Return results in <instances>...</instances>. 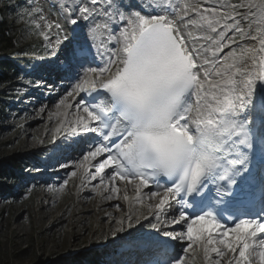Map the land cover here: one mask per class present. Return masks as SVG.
Segmentation results:
<instances>
[{"label":"snow or ice","instance_id":"obj_1","mask_svg":"<svg viewBox=\"0 0 264 264\" xmlns=\"http://www.w3.org/2000/svg\"><path fill=\"white\" fill-rule=\"evenodd\" d=\"M228 8L231 12L202 10L191 0L178 4L173 0H140L138 4L131 0L127 4L124 0H80L65 16L68 24L76 26L69 30L72 34L57 39L66 71L83 66L91 51L89 41H95L101 29L107 32L102 44H116L106 49V67L87 70L98 79L103 99L91 108L83 107L86 119H80L78 130L98 133L114 146V152L102 144L84 156L88 161L108 153L90 179L99 175L104 185L105 169L111 168L107 190L118 195L117 181L134 184L136 202L143 206L142 189L149 188L151 181H156L159 189V178H167L171 186L164 187L162 194L159 190L148 194V199L159 197L154 213L158 220L165 206L171 207L170 200L178 196L185 208L199 206L191 215L178 210L179 219H173L172 224L183 222L186 229L181 232L151 224L154 234L142 237L141 242L157 249L154 264H185L183 255L168 254L161 236L187 241L185 253L198 245L205 264H264V0H249L247 5L238 0ZM244 8L247 12L238 10ZM253 8L259 15L252 13ZM40 11L37 9L36 15L44 21ZM190 12L198 19L188 18ZM101 15L104 23L95 24L90 35L79 38L76 28L80 22L95 21ZM116 17L123 24L118 35L110 28ZM246 19L248 31L241 26ZM221 20H231L222 28L239 35L247 46L235 38L225 44L224 32H218L217 27ZM205 25L219 39L196 37L210 42L197 48L188 41L191 33L186 30ZM35 27L48 30L40 33L46 41L53 27L62 30L59 23L51 22ZM231 44L239 51L230 49L218 59ZM91 83L96 91L95 80ZM75 90L85 91L79 83ZM113 137H118V142ZM257 153L261 167L254 172ZM213 196L218 198L215 205L251 206L245 213L248 218L237 217L234 227L225 228L209 207ZM123 199L129 200L128 195ZM134 219L144 226L138 215L129 213L117 221L121 225L118 231H125V220L127 228L134 229Z\"/></svg>","mask_w":264,"mask_h":264},{"label":"rangeland","instance_id":"obj_2","mask_svg":"<svg viewBox=\"0 0 264 264\" xmlns=\"http://www.w3.org/2000/svg\"><path fill=\"white\" fill-rule=\"evenodd\" d=\"M208 1H217L221 5L227 2H230V5L237 4L238 2V0H235L236 3H232L233 0ZM239 3H244V0H239ZM9 5L3 6L0 2V7H5L6 9L4 12L5 14L0 15V21L5 20L9 25L17 27L19 43H27L30 41L41 42L42 52L33 56V60L40 61L42 60L40 58L50 59L59 54L57 61L50 60L51 62H58L60 65L64 66L63 63L59 62V59H61V47L57 44V39H63L65 35L62 27V30L53 27V29L49 32L50 40L48 41L44 40L43 36L40 34L41 31L48 30L43 27H35L37 23L43 25L44 23L51 22L53 25H55L58 23L55 16L46 10L42 3H36L31 9H26L23 6H16L13 9V6L11 5L12 7H9ZM223 5V9L217 11L218 13L230 9L228 8L229 4ZM37 9L41 10L39 15H42L45 18L44 21H40L36 15ZM229 12H231V9ZM205 14H207V12ZM228 21L221 20V24L217 27H222V25ZM227 32H229V29H227ZM237 38L238 40L241 39L239 35ZM234 47L233 48L236 51H239L236 45ZM42 63L45 64L46 62H41L40 64ZM51 64L54 66L57 65L56 63ZM46 68L49 67L45 64L44 71ZM22 69H25V67ZM53 69L57 70V72H60V69L58 68ZM34 76H36V78L40 76L42 79L49 78V80L52 78L46 75L45 72ZM20 78L21 77H19V80H16L15 82L20 83L29 81H20ZM35 82L36 80L32 81L29 85L20 83V88L16 87L18 84L13 85L14 82L10 83L11 85L4 87L0 86V99L4 102H8L10 106V110L7 109V111H5V113L2 115L1 119L0 169L7 166L8 162L11 160L17 159L23 161L25 168L23 174L25 176L24 179L27 185V188L22 195L16 196L12 199L8 197L0 199V264H64L65 262L72 259H88L95 253L100 254V252L101 254L106 252L109 254L108 256L113 255L114 249L118 250L117 247L114 248V244H117L120 241V238L118 236L114 237L113 233L107 235L105 232H103L104 225L102 226L100 223L98 224L99 215L104 214L105 212L102 213L99 207L100 214H98V217L95 215L91 217L88 216L93 211V209H97L98 201L94 200V203L89 206V208L85 204L86 202L82 203L81 208H72V202L75 201L76 197L79 195L83 198H86V200H88L87 197L91 198V195H88L89 190L84 188V186L86 187L85 184L91 181L90 176L87 177L88 181L84 183L83 187L78 190L76 197L70 190L72 186H75V183L80 178V176L76 174L75 176H71L73 170L76 173L78 168H73V166L70 168L68 165L69 163L73 161L77 163L85 162L83 165L86 167L91 165V163H93L95 160H103L104 157H101L100 155L95 160L90 159L88 161H83L85 156L83 153L84 149L79 148L77 152L69 151V149L72 147L71 143L67 145V149L57 153L59 149V147L55 145L57 142V138L55 137L57 132L53 130L45 132L43 127L37 128L36 126L37 124L42 125L48 121L47 111L45 113L41 112L39 108L42 103H44V105L46 104L42 101L43 95L37 94L30 96L32 98H40L41 102L37 104L38 100H34L32 101L31 105H37L34 107L30 106L29 108H27L28 104L21 106L20 103H22V99L15 97L18 95V93L21 94L20 97L25 96V88L27 86L31 88L33 86L32 84ZM24 85H26V87H24ZM50 93L51 91L49 94ZM73 93L75 97L77 91H73ZM78 102L76 104H78ZM61 109L62 108H58L60 112L65 110V108L62 110ZM79 136L80 135L76 134L73 135L72 138L77 140ZM33 137L37 138L36 142L32 140ZM22 140H29L31 145L21 146L20 143ZM69 142H71V139H69ZM47 148H55L56 152L55 149H52L47 156L43 157L42 160L35 162L34 158L42 155L41 151H44ZM80 149L84 156L80 154ZM64 151L80 154L81 157L78 155V158L76 159L73 155H63ZM54 153L56 156H54ZM51 158H53V160H57L58 158V160L54 163L52 161V163L49 164L50 166L53 165L52 169L50 170L51 173L44 172L49 171V168L46 169L45 167L47 165L46 162L51 160ZM58 163H62V165H60L61 167L55 166ZM27 166H29L28 169H26ZM92 170L93 169L90 167L89 171ZM45 174L47 175L45 176ZM65 181H67V184H65ZM97 183H100V180H97ZM45 188H48V192H44ZM157 190L163 193V190L160 188H143V191L149 192ZM42 193L44 197L41 199ZM39 200L42 202L38 203ZM171 202L172 201H170V203ZM122 203H124V205ZM52 204H56L55 208L52 207ZM112 204L117 207L119 206L120 210L117 211L113 208L114 210L111 212V214L113 215L116 213L117 215H121L123 216L122 219H124L129 213H136L138 211L141 212L142 208V206L135 200L129 198V200L126 201L122 196L119 197L117 194L111 201L106 202L105 206ZM170 205H174V208H176L175 204ZM39 207L47 208L48 211V215L43 217L41 221H39V215L36 218H33L32 216L35 210ZM65 208H67V210L63 212ZM74 214L77 216V218L74 222H71L75 216ZM153 214L154 213L150 212V210H146L141 213V218L139 219L140 223L144 225L142 228L140 227V224H136L134 219V229L127 228L123 233L124 242H140L142 237H145L148 234H154L151 224H158L160 227L164 226L163 230L167 231L176 230L180 232L182 230V226L177 228V224H171L170 227L167 226L166 223L162 224L163 217L160 219V222H155L152 219ZM170 215L179 217V211L177 210L170 212ZM144 216L147 217V219L142 220ZM117 221L116 228H119L121 225L118 224ZM105 222H107L106 219ZM168 223L171 222L168 221ZM124 227H127L126 220ZM92 240L93 242H89ZM106 243L110 245L105 247L107 245ZM177 245L178 254H181L185 257V264H205L201 248L198 245H194L187 253L183 252V249H179V246H181V248L184 245H186V247L188 246L186 241H179V244ZM97 246L104 247L100 250V248ZM24 250L26 252H23ZM45 250L53 252L51 254L44 255L42 254V251ZM108 256L106 255V259ZM102 261L106 262V260Z\"/></svg>","mask_w":264,"mask_h":264},{"label":"bare ground","instance_id":"obj_3","mask_svg":"<svg viewBox=\"0 0 264 264\" xmlns=\"http://www.w3.org/2000/svg\"><path fill=\"white\" fill-rule=\"evenodd\" d=\"M124 2H126V0ZM173 2L178 4V3H180V0H173ZM256 2L258 3L259 0H256ZM79 3H80V0H68V2L64 4V8L67 11V15H70L72 9L75 8L76 5H78ZM126 3H129V0H127ZM191 3L198 4L202 10H211V9L215 8L217 11H219V10L223 9V7H224V5L218 4L215 1L191 0ZM248 3H249V0H244L243 4L247 5ZM238 10L243 11V12H247V8L238 9ZM252 13L259 15L256 8L252 9ZM189 15H191V18L198 19L197 14L194 12H190ZM118 20L119 19H116V22L113 21L110 24L111 29L117 25ZM104 21H105V18L102 15L97 17L96 20L92 21L91 23L89 21H87L88 25L82 30V33H81L82 36H84L86 34L90 35L91 34L89 31L90 28L94 27L95 24H103ZM83 23H84V21H81L80 25ZM248 24H249V20H247V19L241 21V26L245 28V31H246V29H247V31L249 30ZM80 25L78 28H80ZM74 27H76V26H74ZM122 27H123V24H120V27L117 29V31L119 32V30ZM206 29H201V28L189 26V28L186 30V34L188 32L191 33V35L188 36V41L191 42L192 44H194L197 48H200V46L204 45V44H205V46H209L210 42L208 40L195 39L201 33L206 32L207 31ZM207 32H209L208 33L209 35H207V36H212L214 39L219 38V36L216 33H211L210 31H207ZM252 32L255 35L256 34V28L253 27ZM106 38H107V32H105L103 29H101L100 32L97 34V38L95 39V41H90L91 49L93 50L94 54L99 58L98 61H100L102 63V65L99 68H97L98 70L107 66L109 53L106 49L116 47L115 41H112V42L106 43V44H102L101 41L102 40L106 41ZM231 38H233V34L230 35V33H227L223 37L224 43L229 44V41ZM238 43L246 44V42L242 39H240L238 41ZM234 45L235 44H231L229 47H226L224 49L223 53L218 54L217 58L222 59L223 56L226 55L229 52V50L233 48ZM246 46H247V44H246ZM256 46H258V44ZM62 52L63 51L61 49V54H60L61 59H59V62L64 64V56L62 55ZM55 57H52L50 59L57 61L59 54L56 55ZM50 59H49V61H51ZM44 65L45 64H43V63L39 65L41 72H45V74L48 73L49 75L54 73L55 76H53L51 78V80H49V78L42 79V77L38 76L37 78L34 79V80H36V82L32 84L33 86L31 88L29 86L26 87V85H24V87H26L25 91H24L25 95H27L29 97L37 95V94L43 95L42 101L46 103L45 105H44V103H42V105L39 106V108H40L41 112L45 113L47 111V116H48L47 120L48 121L42 125L37 124L36 125L37 128L43 127V130H45V132H48L51 130L57 132V134L55 136L57 138V142L55 143V145H57L59 147L57 153H60L62 150L67 149V145H69L70 143L72 144V147L69 149V151L77 152L80 148V144H85V145H87L88 148L95 150L96 133L78 130L81 127V125L79 124V121L81 118L86 119V113L83 112L84 106L78 102V100H80V98L77 97L76 95L74 97L73 91H74L75 86H73V85L68 86L62 92H60L56 97H50L49 92L50 91L52 92L55 89H57V81L60 79V77L66 78L67 75L65 74L66 73L65 71L60 70V72H57V70H55L53 68H51V69L46 68V70L44 71ZM54 77H56V80L52 81ZM93 77L96 78L94 74H93ZM42 91H44V92H42ZM78 92H80V91L78 90ZM69 93H72V95H69ZM45 95H46V97H45ZM61 101H63V103H61ZM77 102H78V104H76ZM78 105H79V107H77ZM58 108L59 109L65 108V110L60 112L58 110ZM92 126H95V124H93ZM61 131H63V132H61ZM76 134L80 135L77 140L75 138H72V136L76 135ZM69 139H71V142H69ZM32 140L36 142L37 138L33 137ZM94 142H95V144H93ZM74 143H77V146H74L75 145ZM20 144H21V146H24V145L29 146V145H31V142H29V140H22ZM66 152L67 151H64L63 155H66ZM79 157H81L80 154H79ZM101 157H104V159H105L106 155L102 154ZM83 161H84V159H83ZM102 161L103 160H99V159L95 160L93 163H91V165L86 166V167H84V165H83L85 162L77 163V162L73 161V162L68 164L70 168H72L71 166H73V168L77 167L78 169H77L76 175L80 176V178L76 181L75 186H72L70 188V190L73 192V195L75 197L77 196L78 190L83 187L85 182L88 181L87 177L91 176L93 174H96V167L98 166L99 162H102ZM60 165H62V163H58L55 166L61 167ZM63 165H64V162H63ZM51 167H53V165ZM90 167H91V169H93L92 171H89ZM84 168H85V170H84ZM73 172H74V170H73ZM110 172H112V169L106 168V171L104 173V175L106 177L104 185L97 183V180H100L99 175H97V179L87 182L85 184L86 187L84 186V188L86 190H89L88 195H91V198L87 197L88 200H86V198H83L79 195L78 197H76V200L72 202V208H81L82 203H84V202H86L85 204L89 208V206H91L94 203V200H97L98 201L97 202V209H93V211L88 216L91 217V216L95 215L96 217H98V214H100L99 213L100 210L102 211V213L105 212L104 214L99 215L98 224L100 223L102 226L104 225L103 232H105L107 235H109L110 233L111 234L113 233L114 237L118 236L120 238L119 242L124 243V234H123L124 231L120 232V231H118V229L120 227L116 228V221L121 220L123 218V216L117 215L116 213L113 215L111 214V212L114 209L119 211L120 210L119 207L114 206L113 204L109 205V206H105L106 202L111 201L113 199V198L108 199V196L114 197L116 195V194L111 193L110 191L107 190V187L110 186V181L107 180V177L111 174ZM72 173H71V176H75V175H72ZM116 186H118L120 188V193L118 194L119 197H121V196L123 197L124 194H127L129 198L136 201V192L134 190V184H125L122 181H117ZM44 192H48V188H45ZM149 193H150L149 191H143V189L141 191V195L144 197L141 212L138 211L136 213H133L134 215H138V216L140 215L139 218H141V213L143 211L149 210V207H151V209H152L150 212H153V213L156 212L155 205L158 204L159 197L153 198V199H148ZM43 197H44V195L42 193L41 199ZM170 201H172L170 204H175L174 199H171ZM41 202H42L41 200L38 201V203H41ZM122 204L124 205V203H122ZM55 205L52 204V207L55 208ZM99 207H100V210H99ZM66 210H67V208H65L63 210V212H65ZM177 210H178L177 208H174V205H172L171 207L165 206V210L160 213L159 220L156 218V216L154 214L152 215V219L155 222H160V219L163 217V223L162 224L166 223L167 226L170 227L173 219H176V220L179 219V217H177V216L170 215V212L177 211ZM84 211H86V210H84ZM38 215H39V219H40L39 221H41V219L43 217L48 215L47 208H42V207L37 208L32 216H33V218H36ZM76 218H77V216L75 215L71 222H74ZM105 219L107 220V222H105ZM144 219H147V218H145V216H144L142 220H144ZM168 221L171 223H168ZM179 226H182L181 231L186 229V225H183V222H181V224H177V228H179ZM124 228H125V230L127 229V227H124ZM161 228L163 230L164 226L163 227L161 226ZM170 232H177L178 233V231H176V230H172ZM160 238H162V236ZM165 239H166V241H163V242L165 243L164 247L167 250L169 249L168 254H170L172 256L177 255L178 254V249H177L178 245L177 244H179V241H169L168 238H165ZM89 242H93V240L89 241ZM129 242L130 241H126L127 244ZM186 243H188V242L186 241ZM110 244H111V242H110ZM110 244H107L105 247H107ZM128 245L130 246V248L125 250V255L127 256V259L125 261H122V260L120 261V259L109 260L110 259L109 258L107 261L108 264H139L140 262H142L144 264L145 262L150 261L153 258V253L154 254H155V252L157 253V249L151 247L150 245L144 244L141 241L140 242H138V241L134 242L133 241V243H129ZM184 248H186V245H184L182 248H181V246H179L180 250H182ZM52 252L53 251H46L45 250V251H42V254L46 255V254H51ZM188 252H189V250H188ZM134 256L139 257L140 262L137 260H133Z\"/></svg>","mask_w":264,"mask_h":264},{"label":"trees","instance_id":"obj_4","mask_svg":"<svg viewBox=\"0 0 264 264\" xmlns=\"http://www.w3.org/2000/svg\"><path fill=\"white\" fill-rule=\"evenodd\" d=\"M5 11V7H0V15H4ZM40 50L39 41L19 43L17 27L9 25L5 20L0 21V86H7L17 74L19 61H21L18 58L19 56L22 58L27 57L32 52H40ZM24 61H27V59L25 58ZM6 109L5 102L0 99V126L2 125V115ZM22 165L23 161L14 159L9 161L7 166L0 169V199L7 194L12 195L16 186L22 189L20 181L22 176L19 173ZM98 261V255H92L88 259H72L64 264H97Z\"/></svg>","mask_w":264,"mask_h":264}]
</instances>
